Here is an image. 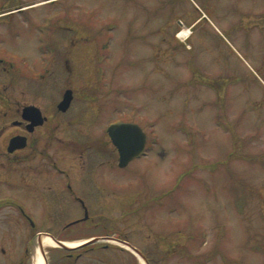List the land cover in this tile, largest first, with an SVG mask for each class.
I'll return each mask as SVG.
<instances>
[{"label": "rangeland", "instance_id": "rangeland-1", "mask_svg": "<svg viewBox=\"0 0 264 264\" xmlns=\"http://www.w3.org/2000/svg\"><path fill=\"white\" fill-rule=\"evenodd\" d=\"M0 58L13 63L0 66V127L17 100L51 113L74 90L65 116H82L78 141L104 142L106 154L88 149L87 173L135 241L158 243L167 264H264V0H0ZM120 119L144 129V153L98 167ZM55 124L35 131L29 157L82 173L79 151L59 150L73 127L51 135ZM20 172L0 160V189Z\"/></svg>", "mask_w": 264, "mask_h": 264}, {"label": "flooded vegetation", "instance_id": "flooded-vegetation-1", "mask_svg": "<svg viewBox=\"0 0 264 264\" xmlns=\"http://www.w3.org/2000/svg\"><path fill=\"white\" fill-rule=\"evenodd\" d=\"M7 62L0 58L2 70L10 72L13 63L8 65ZM65 65L71 71L68 59ZM2 98L11 102L13 95ZM62 99L63 96L53 106L58 108ZM17 101V110L13 111L10 126L3 124L0 127V160L5 168L21 171L5 176L3 184L9 189H0V264H167L171 254L166 249H157L158 243L147 241L145 236L141 242L135 241L129 224L117 222L108 216V207L104 205L108 198L106 188L100 184L101 180L87 173L92 167L91 154L90 159L83 158L93 147L95 153L104 158V142L93 143L88 139L85 140L88 145H83L78 141L74 128L82 116H65L75 103V95L66 111L58 108L51 113H43L35 104ZM29 105L41 109L39 120L35 111H25ZM7 117L8 112H4V120ZM40 118L44 122L40 123ZM119 121L125 120H116L111 124ZM52 123L56 124L49 127L51 135L56 134L54 130L61 124L73 127L71 136L64 140L59 150H70L72 155L79 151L82 173L77 174L75 165L52 155L47 158L45 155L29 157V151H37L43 139V136H35V131ZM108 128L106 143L113 145L114 156L103 162L94 160L95 165L120 167L119 150ZM17 137L19 139L15 140ZM84 183H89L85 189L77 186ZM91 185L98 189L92 191L93 195L92 189H88ZM183 256L181 253L180 257Z\"/></svg>", "mask_w": 264, "mask_h": 264}, {"label": "water", "instance_id": "water-1", "mask_svg": "<svg viewBox=\"0 0 264 264\" xmlns=\"http://www.w3.org/2000/svg\"><path fill=\"white\" fill-rule=\"evenodd\" d=\"M74 98V93L72 89H68L64 94V98L58 104L60 110L66 111ZM25 111H35L34 116H42L41 109L34 105H29L25 108ZM41 115V116H40ZM41 119V118H40ZM43 119V118H42ZM40 120V123L44 122ZM38 124V123H37ZM108 133L119 150L120 154V167L127 166L133 159L139 157L145 149L147 142V134L140 124L136 122H126L120 121L110 125L108 128ZM19 139L18 137L15 138ZM25 139V138H24ZM14 142V140H13ZM13 142L11 145H13ZM23 146V145H19ZM11 148H13L11 146Z\"/></svg>", "mask_w": 264, "mask_h": 264}, {"label": "bare ground", "instance_id": "bare-ground-1", "mask_svg": "<svg viewBox=\"0 0 264 264\" xmlns=\"http://www.w3.org/2000/svg\"><path fill=\"white\" fill-rule=\"evenodd\" d=\"M191 32L190 28L186 27L185 29H183L181 32H180V36L185 38L188 36V34Z\"/></svg>", "mask_w": 264, "mask_h": 264}]
</instances>
